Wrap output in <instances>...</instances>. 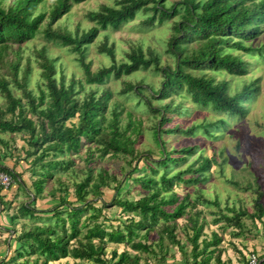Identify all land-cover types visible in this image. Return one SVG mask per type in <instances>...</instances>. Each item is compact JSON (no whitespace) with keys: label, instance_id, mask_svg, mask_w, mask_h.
<instances>
[{"label":"trees","instance_id":"16d2710c","mask_svg":"<svg viewBox=\"0 0 264 264\" xmlns=\"http://www.w3.org/2000/svg\"><path fill=\"white\" fill-rule=\"evenodd\" d=\"M3 1L0 0V55L5 54L9 43L19 45L32 39L42 21L47 19L40 30L43 39L76 54L75 61L82 69L86 84L99 86L109 78L119 79L138 70L151 68L156 72L160 77L157 87L144 84L142 80L137 84L123 81L124 87L119 93L131 92L150 115L156 117L151 137L160 147V157L145 160L147 173L132 178L144 191L143 195L136 199L119 196L122 181H117L115 174L104 166L94 172V166L90 165L92 150L98 157L107 154L129 157V163L136 154L134 144L140 133L139 121L131 120V113L127 112L126 124L121 127V108L116 102L108 104L112 96L109 89L102 88L98 95L96 89H90L79 96L83 90L81 80L73 76L65 80L61 64L56 63V57L46 54L44 46L32 54L41 80L35 83L34 95L27 88L28 58L20 63V49L16 48L12 52L13 59L5 62L11 71L10 77L6 79V74H0V96L5 102L0 109V132H22L28 137L24 154L31 158L32 194L31 198L20 202L16 207L17 215L11 216L10 221L28 217L32 222L19 230L15 237L18 246L13 255L1 258L0 264H48L65 257L92 264H150V258L155 260L153 264H163L161 252L166 249L163 237L168 245L176 246L182 253V264H222L219 260L223 252L219 246L221 236L214 230L208 237L201 234L203 222H198L201 209L210 205L219 208L212 221L219 223L217 227L221 231L229 228L231 240L243 236L246 225L242 219L256 222L264 216L262 192L255 190L251 210L232 204L220 208L218 199L204 198L198 190L193 193V199L187 192L178 194L173 190L174 185L199 186L207 179L208 169L217 162L214 157L202 156L198 144L166 150L160 135L191 138L198 132L204 137L216 138L217 129L225 127L226 120L221 117L212 122L184 126L178 116L184 115L187 109L181 108L179 102L171 104L173 96L183 95L192 106L207 107L229 117L245 114V103L257 90L254 81L243 84L231 94L227 80H215L204 72L199 75L191 72L225 71L235 77L244 76L248 62L230 51L255 52L263 61L262 46L257 48L244 42L255 39L264 29V0H175L168 6L166 0H113L111 5L102 3L96 10L87 11L84 18L92 25L80 31L75 27L73 32L51 26L73 4L85 0H53L47 11L35 14L33 10L42 0H12L6 6ZM139 11L148 13L141 21L143 26L171 19V33L166 39L164 53L172 57V64L159 65V54L149 47L143 53L139 45L131 46L123 59L115 61L113 44L104 39L97 51L108 56L110 63L91 71L89 63L84 61V53L97 33L108 27L117 29ZM11 88L19 90L20 95H15ZM152 100L160 103L153 105ZM4 115L9 117L4 118ZM72 118L75 122L67 125ZM169 123L170 126H165ZM82 146L87 150L82 158L85 166L83 177L72 182L73 200L66 198L68 186L61 182L62 194L57 195V201L50 208L37 209L31 205L29 202L33 204L36 198L52 195V189L43 194L48 180L53 176L57 177V182L62 180V173L74 163L70 154H77ZM196 153L194 168L192 163L172 172V165L183 163ZM0 170L22 186L19 174L13 169L0 164ZM186 173L190 175L183 176ZM234 182L231 185H236ZM110 183L115 193L109 202H103L100 189L109 187ZM89 194L92 198H87ZM97 199L99 204H96ZM106 206L119 207L125 217L122 221L118 219L117 224H104L102 210ZM179 218H184L181 225L184 242L174 232ZM153 231L155 240L149 239ZM109 244H122L123 247L119 251L116 247L107 250ZM258 262L264 264V253L258 256Z\"/></svg>","mask_w":264,"mask_h":264},{"label":"rangeland","instance_id":"374dc122","mask_svg":"<svg viewBox=\"0 0 264 264\" xmlns=\"http://www.w3.org/2000/svg\"><path fill=\"white\" fill-rule=\"evenodd\" d=\"M175 0H166L165 5L168 6L170 2ZM12 0H4L3 5L6 6L10 4ZM113 0H85L73 4L69 11L57 19L53 24L52 28L57 27L62 28V30H68L73 32L75 27L77 30H85L92 25L91 22L84 18V14L89 10H96L100 4L111 5ZM53 0H42L38 3L33 10V13L44 10L47 11ZM148 15V13H143L142 11L137 12L133 19L120 25L117 29L107 28L101 30L97 33L93 42L90 43L84 53V61L89 63V69L95 71L99 67L107 66L110 63L108 56L99 53L97 51V46L105 39L108 44L112 43L114 47V60L120 61L123 59V54L125 51L133 45H139L145 53L147 47L153 48L159 54V65L165 63L172 64V57L167 53H164L166 39L171 33V19H167L164 22L158 24L153 23L151 26L141 25V21ZM47 22L44 19L41 23L43 26ZM42 26H40L39 31L36 35L29 39L28 41L16 45V43H9L6 48L5 54L0 55V74H3L6 79L11 75V71L7 68L5 62L9 59H13L12 52L16 49H20L21 60L20 63L25 62V58H28V63L30 71L28 74V89H31L32 93L36 95L35 83L40 82L38 75V65L32 56L35 49H39L41 46L45 47L46 54L52 58H57L56 63L61 64L62 73L64 74V79L73 76L75 79H80L83 84L82 96L84 92L90 89H96V95L100 93L102 88L109 89L112 96L109 99V105L112 102H116L121 108V127L126 124V114L131 113V120L139 121L138 129L139 135L136 137L137 141L134 144L136 151L135 156L130 159L129 163L127 159L129 157H122L120 154L111 155L107 154L102 157H98L96 151H93V156L91 157L93 161L90 165L94 166L95 170L99 169V166H104L108 172H113L117 181H122L120 187L118 188V194L122 197L136 199L143 195L144 191L140 190L137 182H134L132 178H135L141 174L147 173V169L144 166L145 160L156 159L160 157V147L156 146L155 141L152 139V130L156 126V117L150 115V112L142 106V102L139 101L131 92L119 93L124 87L123 81H129L132 84H137L142 80L144 84L152 85L154 88L158 86L160 77L151 68L147 70H138L129 75L121 76L119 79L109 78L105 84L95 86L94 84H86L83 82V72L79 64L75 61L76 54L71 53L67 48L60 47L53 41H45L40 32ZM244 44H251L254 47H261L262 52H264V29L261 33L250 42H244ZM232 54L238 55L241 59L246 60L249 64L247 66V73L241 77H235L229 75L225 71H192L194 75H199L202 72L210 74L215 80H227L229 86V92L232 94L239 90L243 84L254 81L257 86V90L252 96L251 100L245 103V114L243 116L229 117L225 114L215 113L207 107H197L192 106L187 97L173 96L171 104L180 103L181 108H186L187 111L184 115L178 116L179 121L188 126L191 123L200 122H212L218 118H223L226 120L225 127L217 129L218 135L215 138L204 137L198 132L193 137H179L173 135H161L163 136L164 145L166 150L170 148H177L178 146L185 145H195L198 144V150L202 156L214 157L217 164L211 165L206 172L207 179L205 182L199 186L191 187L190 185L183 186L182 183L174 185L173 190L178 194L187 192L190 194V198L193 199L195 190H198L204 198L212 200L213 198L218 199L219 207L222 208L224 205H234L240 207H246L249 210L252 209V199L254 197L255 190H260L262 192V204L264 206V60L259 59V56L255 52L242 53L238 51H230ZM57 76V75H56ZM15 95H20L19 90L11 88ZM147 90V89H146ZM145 90V91H146ZM24 102V98L21 99ZM165 101V100H164ZM162 101V103L164 102ZM151 103L158 105L160 101L152 100ZM5 105L4 99L0 96V109H3ZM149 113V114H148ZM174 116V115H173ZM9 115H4V118H8ZM33 118V117H32ZM158 119V117H157ZM174 120L175 116L173 117ZM75 118H72L66 122L70 124L75 122ZM171 123L165 125L170 126ZM164 128V127H163ZM21 136V137H20ZM20 138V139H19ZM26 139L27 135L22 132L7 133L0 132V140L5 141L6 145L0 143V152L6 148L10 150H18L13 144H23L27 147ZM17 140V142H16ZM86 147L82 146L77 154H70V158H73V166L64 171L61 175L62 180L53 176L48 180V185L43 189V194H46L48 189H52L50 193L51 196H46L48 200L40 203L41 209L50 208L53 203L57 201V195L62 194V184L64 182L68 186V193L66 198L68 200H73L72 197V182L77 181L83 177V168L85 162L82 159L86 153ZM145 154V155H142ZM196 154L187 157L186 161L176 165H172V172L177 170H183L187 166L193 163V168L196 166L195 162ZM78 156H81L79 158ZM48 159V158H47ZM160 168L158 172H160ZM186 173L183 176H189ZM235 181V182H234ZM12 182V181H11ZM234 182L236 185H231ZM49 186V187H48ZM113 183H110L109 187L101 188L100 200L103 202H109L111 197L114 195L112 189ZM61 188V189H60ZM47 190V191H46ZM60 190V191H59ZM168 194V193H167ZM61 196V195H60ZM26 195L25 199H29ZM87 198H92L89 194ZM39 199V198H36ZM24 201V200H22ZM30 201V200H29ZM28 201V202H29ZM30 201L29 203L33 205ZM100 201L97 199L96 204ZM20 204L18 203V206ZM200 208V207H199ZM219 208L213 205L209 207H203L198 215V222H203L202 235L209 236L212 230L216 231L219 236H221V241L219 246L222 248L223 252L220 254V258H227L225 255V250L229 248V256L233 259L235 256L237 258H246L250 250L257 256L264 253V216L261 217L260 221L251 222L249 219H242L246 225V230L243 231V236H238L236 238L229 237V228L225 231H221L215 223H213V216L219 213ZM17 211V209H15ZM102 215L104 216V224H117V220L125 217L120 212V208L117 206H106L102 210ZM36 215V214H34ZM84 217V214L81 215ZM82 218L80 220H82ZM102 220V217H99ZM31 219H21L17 220V227L26 228L31 224ZM177 226L175 228V234L177 238L184 242L181 225L184 223V218L177 219ZM16 227V226H15ZM108 227V226H107ZM158 227H160L158 225ZM6 233H10L6 230ZM201 236L199 237V239ZM149 239L155 240V232L149 234ZM163 246H166L165 251L161 252L164 255L163 264H172L174 258H182V253L177 250L176 246H170L167 244V240L163 237ZM234 246L235 250L231 251V247ZM113 245L109 244L107 250L112 248ZM120 250L123 245L119 244L116 246ZM186 247V246H185ZM163 250V249H162ZM186 250H189L187 245ZM245 256H244V254ZM235 255V256H234ZM159 256V255H157ZM166 258V260H165ZM235 258V259H237ZM20 261V260H19ZM160 262V260H158ZM230 261V260H229ZM58 262V261H57ZM150 264L155 262L154 259L149 258ZM48 264H56V262H49ZM62 264H80L79 262L71 260L69 257L62 258ZM91 264V263H82ZM243 264H246L245 260Z\"/></svg>","mask_w":264,"mask_h":264},{"label":"crops","instance_id":"0c3cea01","mask_svg":"<svg viewBox=\"0 0 264 264\" xmlns=\"http://www.w3.org/2000/svg\"><path fill=\"white\" fill-rule=\"evenodd\" d=\"M0 143L3 144V146L6 145L5 141H0ZM13 146L17 147L18 150L15 151V149L10 150V148L9 149L6 148L2 152H0V164L9 169H13L14 172L18 173L19 178L23 183L21 186L18 184L17 181H12L9 187L0 188V259L9 258L10 256H12L15 248L18 246V243L15 240V237L19 233V229L16 225L17 220L19 221L24 218L30 219L28 217H19V218H16L13 223L10 221L11 216H13L14 214L17 215L18 213L15 210L16 207L18 206V203L20 204L22 200H25L26 195L31 197L32 188L30 187V182L33 178V176L31 175V168H30L31 158L25 157V154H24V150L26 149V146L23 144H19V145L13 144ZM48 199L49 198L47 196L40 198V199H35L33 206L37 209H41L42 206H39L41 205L40 203ZM6 230H9L10 233L9 234L6 233L7 232ZM116 246L113 245V247H116ZM230 250L231 251L235 250L234 246H232ZM117 251L119 250L117 249ZM227 251L229 252V248L226 249L224 252L227 258H219L222 264H243L244 260L246 262V258H237L238 256H235V255L233 259L231 256H229V253ZM70 259L73 261L79 262L80 264L82 263L92 264V262L90 261H81V260L72 259V258ZM172 261H173L172 264H182L181 263L182 258H174V260ZM56 264H62V259L56 262Z\"/></svg>","mask_w":264,"mask_h":264},{"label":"built area","instance_id":"2783aa9c","mask_svg":"<svg viewBox=\"0 0 264 264\" xmlns=\"http://www.w3.org/2000/svg\"><path fill=\"white\" fill-rule=\"evenodd\" d=\"M11 178L10 176L0 170V188H7L10 185ZM258 256L252 251L246 256V264H258Z\"/></svg>","mask_w":264,"mask_h":264}]
</instances>
